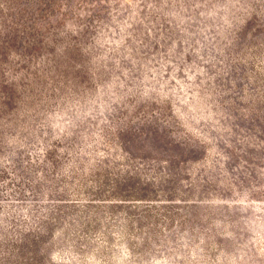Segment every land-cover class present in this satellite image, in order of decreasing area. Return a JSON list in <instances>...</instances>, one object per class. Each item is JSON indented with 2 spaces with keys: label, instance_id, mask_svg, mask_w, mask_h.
<instances>
[{
  "label": "rangeland",
  "instance_id": "1",
  "mask_svg": "<svg viewBox=\"0 0 264 264\" xmlns=\"http://www.w3.org/2000/svg\"><path fill=\"white\" fill-rule=\"evenodd\" d=\"M0 264H264V0H0Z\"/></svg>",
  "mask_w": 264,
  "mask_h": 264
}]
</instances>
